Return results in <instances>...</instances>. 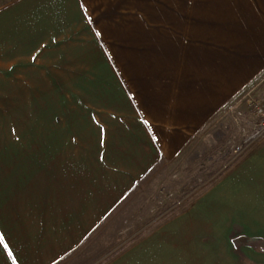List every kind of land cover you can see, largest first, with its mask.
I'll use <instances>...</instances> for the list:
<instances>
[{"label":"crops","instance_id":"0c3cea01","mask_svg":"<svg viewBox=\"0 0 264 264\" xmlns=\"http://www.w3.org/2000/svg\"><path fill=\"white\" fill-rule=\"evenodd\" d=\"M263 75L264 0H0V99L32 118L0 264H57ZM110 264H264V143Z\"/></svg>","mask_w":264,"mask_h":264},{"label":"rangeland","instance_id":"374dc122","mask_svg":"<svg viewBox=\"0 0 264 264\" xmlns=\"http://www.w3.org/2000/svg\"><path fill=\"white\" fill-rule=\"evenodd\" d=\"M6 97L4 95L5 99H0V190L6 189L10 180L8 176L10 178L13 172H22L24 168L31 167L28 161L26 163L23 147L29 135L24 132L25 125L32 118L10 116V113L21 112L13 110L17 104L26 102H15ZM234 100L210 126L196 134L187 159L153 170L82 244L57 264H110L150 236L162 223L188 210L195 199L222 175L218 174L226 163L225 154L231 145L228 144L230 139L225 130L216 121ZM62 108L81 110L87 105L85 101H63ZM223 123L229 126V120L225 119ZM174 199L181 201V204H176Z\"/></svg>","mask_w":264,"mask_h":264},{"label":"built area","instance_id":"2783aa9c","mask_svg":"<svg viewBox=\"0 0 264 264\" xmlns=\"http://www.w3.org/2000/svg\"><path fill=\"white\" fill-rule=\"evenodd\" d=\"M242 93L216 121L225 130L231 145L218 175L236 165L254 146L264 143V75ZM225 119L229 120V126L223 123Z\"/></svg>","mask_w":264,"mask_h":264},{"label":"snow or ice","instance_id":"6c2138e0","mask_svg":"<svg viewBox=\"0 0 264 264\" xmlns=\"http://www.w3.org/2000/svg\"><path fill=\"white\" fill-rule=\"evenodd\" d=\"M0 240H2V238H0ZM5 247H7V245H5Z\"/></svg>","mask_w":264,"mask_h":264}]
</instances>
